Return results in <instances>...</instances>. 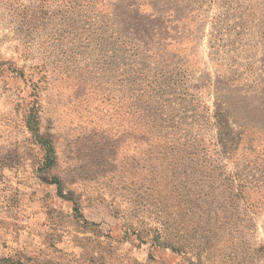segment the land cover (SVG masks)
I'll list each match as a JSON object with an SVG mask.
<instances>
[{"label":"rangeland","instance_id":"374dc122","mask_svg":"<svg viewBox=\"0 0 264 264\" xmlns=\"http://www.w3.org/2000/svg\"><path fill=\"white\" fill-rule=\"evenodd\" d=\"M0 264H264V0H0Z\"/></svg>","mask_w":264,"mask_h":264}]
</instances>
